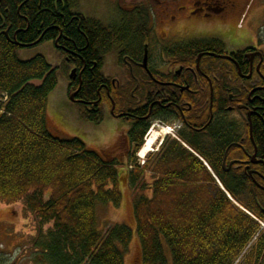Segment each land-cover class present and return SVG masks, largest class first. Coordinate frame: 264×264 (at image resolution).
Segmentation results:
<instances>
[{"label":"trees","instance_id":"1","mask_svg":"<svg viewBox=\"0 0 264 264\" xmlns=\"http://www.w3.org/2000/svg\"><path fill=\"white\" fill-rule=\"evenodd\" d=\"M78 7L79 0H0V202L12 206L24 201L39 221L35 237L27 242L32 254L29 264H124L123 251L133 236L125 225L110 226L101 233L96 226L98 204L121 205L118 162L103 159L77 138L59 139L49 133L46 106L57 86L55 70L41 56L25 62L18 58V52L25 49L22 46L57 42L55 49L69 82L68 96L79 89L80 102L94 103L100 87L107 84L102 69L114 48L120 58L130 53L142 56L143 42L152 37L148 29L145 35L138 32L147 28L143 17L148 9L140 5L130 13L118 12L116 21L105 26L78 13ZM263 42L264 36L258 37L260 47ZM225 51L223 42L205 40L177 47L169 55L195 62L202 53L222 55ZM246 52H237L235 57ZM200 67L214 77L215 120L195 140L177 138L206 161L210 171L178 141L167 137L143 166L136 158L129 162L131 169L122 177L133 197L140 262L234 264L258 234L238 264H264V230L260 232L250 217L264 220V192L242 167L235 165L229 173L222 168L224 157L227 162L244 158L231 145L243 132L247 153L254 151L245 122L231 119L218 104L225 98L226 77H231L233 85L239 84L237 71L231 63L212 57L202 58ZM69 69L81 74L80 84L69 79ZM77 106L83 121L102 122L100 112L96 116L88 105ZM205 113L208 120V103ZM230 119L231 131L225 125ZM254 123L257 155L264 159V126ZM147 130L141 123L138 135L131 134L136 152ZM256 170L264 177V167ZM257 182L264 188L263 180ZM49 224L52 228L43 232L42 227Z\"/></svg>","mask_w":264,"mask_h":264},{"label":"flooded vegetation","instance_id":"2","mask_svg":"<svg viewBox=\"0 0 264 264\" xmlns=\"http://www.w3.org/2000/svg\"><path fill=\"white\" fill-rule=\"evenodd\" d=\"M123 1L125 0H111L113 10L116 13L115 19L118 12L121 14L130 13L140 5H144L148 9V13L143 17L144 22L142 21L146 23L147 28L139 29L138 32L140 35H145L144 31L148 29L152 37H148L149 40L144 39L142 56L130 53L120 58L117 50V65L123 74L113 78L104 76L107 84L100 87L97 100L94 103L84 104L80 102L77 99L79 89L70 95L77 93L74 103L88 105L86 107L94 115L97 116L100 112L102 122L104 112L108 111L113 119H119L128 125L123 142L126 149V162L129 163L138 157L137 145L130 141V136L131 134L134 137L138 135L141 123L148 126L147 131L159 126H175L177 135L187 140H195L197 134L207 133L206 129L215 120L213 114L214 77L206 75L201 70L200 64L202 58L210 57L208 54L211 53L200 54L202 57L199 61L200 55H198L195 62L189 59L171 57L169 52L171 53L177 47L187 46L195 40L170 44V41L163 39L170 40L181 35H190L192 32L188 31L192 27L198 26L199 29H204L205 26L192 21L197 15L208 16L209 12H212L223 16L224 23L230 22L240 5L235 0H144V2L139 0L140 2L134 6L131 4L124 5ZM188 1L189 3H187ZM135 18L138 20L137 16ZM160 25H165L161 33L158 31ZM165 29L180 30L169 36ZM257 47L245 49L244 51L247 52L240 58L235 57L237 52L228 54L225 51L224 54L217 55L229 56L232 59V61L220 60L227 61L235 67L239 80L238 85H233L231 77H226V90L225 96H223L225 98L218 104L224 106V112L231 119L245 122L248 140L254 150L251 154L247 153L245 149L247 136L243 132L238 142H233L231 145L238 147L244 153V158L227 162L226 157L225 167L228 170L225 172L229 173L235 165L242 167L253 185L264 192V188L257 182V179L264 181V177L256 170V168L264 167V159L257 155L254 126L255 121L264 126V57L260 51L261 47L258 44ZM80 75L79 73L75 79L79 81V84L81 83ZM237 86L239 89L236 88ZM231 88H233L232 93ZM104 98L107 99L110 106L104 101ZM207 103L209 104L208 120L205 117ZM231 119L228 120V125L225 121L229 131H231V123L233 122ZM152 132L158 134L161 131H150L149 134ZM100 155L109 161L116 160L112 158V152H103ZM254 155L255 158L253 159ZM232 162L233 165L229 168L228 166ZM3 226L0 224V264H13L11 263V255L8 254V238L12 236H7Z\"/></svg>","mask_w":264,"mask_h":264},{"label":"rangeland","instance_id":"3","mask_svg":"<svg viewBox=\"0 0 264 264\" xmlns=\"http://www.w3.org/2000/svg\"><path fill=\"white\" fill-rule=\"evenodd\" d=\"M235 1L240 6L233 15L232 21L224 23L223 16L212 12H209L208 16L197 15L194 16L192 21L205 26L204 29H199L198 26L196 28L192 27L188 31L192 32L190 35H181L170 40H163L170 41V44L189 40H219L224 43L228 54L242 52L245 49H255L258 37L263 39L264 36V0ZM123 2L124 5L131 4V6H134L140 1L125 0ZM112 3L111 0H79L77 12L108 26L116 21L114 16L116 13L113 10ZM163 27L165 25L159 26L158 31L160 33ZM179 30L165 29V32L169 33L168 35L170 36ZM260 51L264 57V42ZM37 56H41L46 60L52 69L55 70L57 78L56 89L49 95L46 106V124L49 133L59 139L77 138L87 148L98 154L112 152V158H115L118 162L119 190L122 195L121 205L119 208H115L109 204H98L96 226L100 233L110 226L125 225L131 228L133 236L131 243L123 251L124 264H141L140 249L132 217L133 197L130 188L122 179L124 172L128 168L126 149L123 142L128 125L119 119H113L108 111L104 112V120L98 126L83 121L79 116V107L70 101L67 94L69 82L62 69L63 59L57 53L53 42H44L38 46L25 48L18 52V58L24 62ZM102 74L107 78L119 77L123 74V71L117 65V49L114 48L106 56ZM34 84L39 85L40 83L34 82ZM113 148L116 149L113 150ZM147 182L150 183L149 177ZM144 195L150 196V193L146 192ZM45 198L47 199L48 195ZM0 224L4 225L7 236H12L8 238V254L11 255V263L29 264V261H32V254L31 251H28L27 247L29 245L27 242L30 238L35 237V232L38 230L39 221L37 218L27 211L24 201L12 206H6L0 202ZM51 228L52 224H49L43 226L41 230L46 232ZM165 252L169 257L170 252L167 246H165Z\"/></svg>","mask_w":264,"mask_h":264},{"label":"water","instance_id":"4","mask_svg":"<svg viewBox=\"0 0 264 264\" xmlns=\"http://www.w3.org/2000/svg\"><path fill=\"white\" fill-rule=\"evenodd\" d=\"M37 44H39V41L36 42L35 44L30 45V46H22V47H24V48H29V47L35 46V45H37ZM54 44H55V47H56V48H59V47L57 46V42H55ZM208 56H210V57H214V58H217V59H223V60L232 61V59H231L229 56H217V55H215V54H208ZM201 57H202V55H200V56L198 57V61L200 60ZM261 62H262V60H261ZM69 78H70L72 81H74V80L77 78L76 70H72V71L70 72ZM79 79H80V76H79ZM76 94H77V93H75V94H73V95L70 96V101L73 102V103L75 102V96H76ZM254 158H255V155H254L253 159H254ZM225 164H226V157H224V161H223V169L225 168ZM253 164H256V162H253ZM232 165H233V162L230 163L228 167L230 168ZM227 170H228V169H227ZM227 170H225V171H227ZM250 175H251V174H250ZM253 181H254V180H253Z\"/></svg>","mask_w":264,"mask_h":264},{"label":"bare ground","instance_id":"5","mask_svg":"<svg viewBox=\"0 0 264 264\" xmlns=\"http://www.w3.org/2000/svg\"><path fill=\"white\" fill-rule=\"evenodd\" d=\"M75 70V69H74ZM4 97V96H3ZM165 133V130H161L160 133L156 134L154 132H152L151 134H148V136L146 137L144 146L142 147V149L139 152V157L141 159L145 158V156L150 153V151H152V146L155 144V141L158 137H160L161 135H163ZM206 162V161H205Z\"/></svg>","mask_w":264,"mask_h":264},{"label":"built area","instance_id":"6","mask_svg":"<svg viewBox=\"0 0 264 264\" xmlns=\"http://www.w3.org/2000/svg\"><path fill=\"white\" fill-rule=\"evenodd\" d=\"M259 223H260L261 228L263 229L264 228V223H261V222H259Z\"/></svg>","mask_w":264,"mask_h":264}]
</instances>
